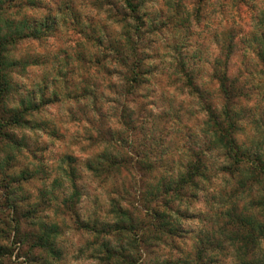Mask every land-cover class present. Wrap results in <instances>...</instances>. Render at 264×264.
Listing matches in <instances>:
<instances>
[{
    "label": "clouds",
    "instance_id": "9594fccd",
    "mask_svg": "<svg viewBox=\"0 0 264 264\" xmlns=\"http://www.w3.org/2000/svg\"><path fill=\"white\" fill-rule=\"evenodd\" d=\"M0 264H264V0H0Z\"/></svg>",
    "mask_w": 264,
    "mask_h": 264
}]
</instances>
